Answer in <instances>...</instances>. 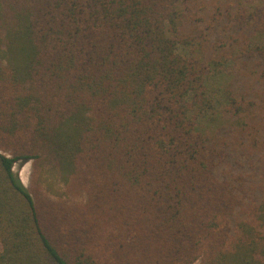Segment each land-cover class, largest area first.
<instances>
[{
    "label": "trees",
    "instance_id": "trees-1",
    "mask_svg": "<svg viewBox=\"0 0 264 264\" xmlns=\"http://www.w3.org/2000/svg\"><path fill=\"white\" fill-rule=\"evenodd\" d=\"M194 1L0 0V264H264V3L207 58Z\"/></svg>",
    "mask_w": 264,
    "mask_h": 264
},
{
    "label": "rangeland",
    "instance_id": "rangeland-1",
    "mask_svg": "<svg viewBox=\"0 0 264 264\" xmlns=\"http://www.w3.org/2000/svg\"><path fill=\"white\" fill-rule=\"evenodd\" d=\"M255 2L256 5H260L264 3V0H252ZM218 4L215 3L214 0H197L194 1L190 8L192 12L190 14L195 17V21L188 24L184 29L185 34L189 35V39L192 40L194 43L195 48L197 49H204L206 57L208 58L214 49H220L219 47L226 43L224 49H231L229 47V42L231 41V37L234 36L238 40H242V31L238 29H233L232 26L224 19L213 21V16L217 11ZM184 49V47L180 48ZM257 61H248L243 62L242 60L238 59L237 63L234 64L233 62L229 64L231 67L232 73L235 75L233 81V88L235 92L238 93L239 97L245 96V94H249L250 97L256 95V91L263 89L262 81L260 80L262 76L263 67L257 65ZM228 66V68H230ZM258 66V67H257ZM255 73L256 75H252ZM262 79V78H261ZM250 104V101H247V105ZM263 104L260 100V105ZM253 109V105L251 106ZM254 111V109H253ZM241 119H232L228 121L229 125H239ZM250 118H246L243 121H249ZM242 121V122H243ZM241 122V123H242ZM241 125V124H240ZM241 128L236 127H228L225 131L221 133L223 139L229 140L232 137V133L239 132ZM219 143H222V140L219 136L217 140ZM231 143V142H229ZM235 146L238 145L234 143ZM239 152V151H238ZM237 154L236 152H233ZM233 164L244 163V167L248 169V164L241 157V153L234 157ZM226 166V165H224ZM238 165L236 166V168ZM230 169V168H227ZM15 173L19 176L22 183L25 187H29L30 185V175H31V163H18L15 166ZM246 186H249V183H246ZM196 264H200L197 262Z\"/></svg>",
    "mask_w": 264,
    "mask_h": 264
}]
</instances>
